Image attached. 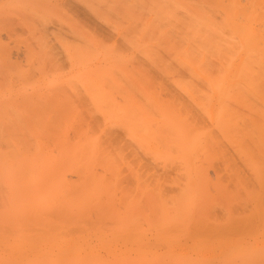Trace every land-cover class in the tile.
I'll list each match as a JSON object with an SVG mask.
<instances>
[{
    "label": "bare ground",
    "instance_id": "bare-ground-1",
    "mask_svg": "<svg viewBox=\"0 0 264 264\" xmlns=\"http://www.w3.org/2000/svg\"><path fill=\"white\" fill-rule=\"evenodd\" d=\"M148 59L172 70L165 77L156 69L157 88L181 100L187 122L140 121L146 133L134 138L142 147L133 157L140 175L127 168L122 179L124 154L113 147L123 135L109 127L94 137L101 123L92 106L106 99L102 84L76 90L74 81L70 112L67 88L44 73L117 60H138L141 70L138 62ZM137 70L128 86L145 73ZM29 79L31 95L23 94ZM68 117L73 129L64 125ZM34 126L40 130L31 132ZM159 140H178L175 165L153 160ZM46 141L69 153L55 150L43 166ZM138 176L147 187L133 199ZM149 179L157 183L150 187ZM141 216L151 238L136 223ZM132 222L144 237L129 233ZM0 264H264V0H0Z\"/></svg>",
    "mask_w": 264,
    "mask_h": 264
},
{
    "label": "rangeland",
    "instance_id": "rangeland-1",
    "mask_svg": "<svg viewBox=\"0 0 264 264\" xmlns=\"http://www.w3.org/2000/svg\"><path fill=\"white\" fill-rule=\"evenodd\" d=\"M155 57H156V55H155ZM142 60V59H141ZM136 61V62H135ZM137 61L138 60H132V61H125V62H119L118 60L115 62H112V63H109V64H106V65H103L102 67H100V68H95V67H93V66H90V65H87V64H77V65H70V64H65V66H64V64L63 65H61V67L58 69L57 68V70H55L54 68H51V69H54L53 71L51 70V69H48V72H47V70H45V73L44 74H48V76H49V80L48 79H46V81L48 80L50 83L55 79V77L56 78H58L59 79V81L60 82H62L63 84L61 85V86H64V88L66 87L67 88V90H68V92L67 93H69L70 94V97H69V99H68V94H66L65 93V91H67L66 89H64L63 90V93H62V99H63V103L66 105V107H67V109L65 110V111H69V109L71 110L70 112H72V109L70 108V106H69V104H70V102H71V95H72V92L73 91H76L77 89H80V86H81V89L83 88V86H82V84L83 83H87V84H89V82L90 83H97V84H102V87H103V89H104V94H105V92H107L106 94H105V96H106V99H107V95H108V97H110V99L112 98L111 97V95L112 94H117L118 92V94L121 96V97H119V95H116V97L117 98H119V99H117L115 96H114V98H112L111 100L108 98L107 99V101H105L106 103H103L104 101L103 100H106L105 99V97L104 98H102V97H100L99 98V100H102V103L103 104H105V106L108 108V109H110V111L108 112V110H104L103 111V107H104V105H102V103L100 102V104L99 103H97V105L96 104H93V110H92V114L94 113H96L94 116L96 117V118H99L98 120V122L99 123H97L96 125H98V124H100V126L102 125V127H100V126H97V128H99V129H97L96 128V130L98 131V133H96L95 135H94V137H98V135L99 136H101L102 134V132L106 129V128H111L112 129V131L114 130L115 131V133H117V131H118V138L121 136V135H123V136H121L118 140H120V142L119 141H117V143H118V145H119V150H118V148L116 149V147L114 146H112L113 148H115V150H117L118 152H120V154H124L123 156H122V159H121V157L119 158L118 157V159H120V160H118V162L121 164V166L119 167L118 165V171H119V176L121 175V178L123 179V175L124 174H126V173H128L129 172V170L130 169H132V171L133 172H135V173H137L138 171H140V167H139V164H138V161H137V156H135L136 158H133L134 157V155L135 154H138V156L140 155V153L139 152H141V150L139 151V148L141 149V145H139L138 144V142H135V137H136V139L137 140H139L140 139V137H141V135L143 134V132H145L146 133V131H145V129L143 130L142 129V127H140L141 128V130H139L140 128H139V126H142V125H144L143 126V128L146 126V124L144 123L145 121H150V123L149 124H151V123H153V124H155L156 123V121H159V119L161 120V121H171V119L170 118H168V116H173V117H184V118H182L184 121H186L187 122V114H186V112L184 111V107H183V105L181 104V100H174V102H173V100L171 101V100H169L168 98L169 97H167V96H165L164 94H162V93H160V91H159V89L157 88L158 87V84H159V82H161V79L160 78H162L161 76H162V74H159L158 75V73H157V70H158V72L160 73L161 71L163 72V71H165L166 70V72H165V74H167L165 77H169V76H173L174 74L172 73V70L171 69H169V67H168V65L167 64H165V62H164V64L163 63H161V62H159V61H157V62H154V64L153 65H150L151 64V62H149V59L147 60L148 61V63H149V65H146L145 63V66L143 65V62H141V63H139L138 62V64L140 65V64H142V69L140 70L137 66ZM147 61H146V63H147ZM134 62V63H133ZM132 63H133V65H132ZM136 63V64H135ZM67 65V66H66ZM121 65V66H120ZM130 66V67H128V66ZM64 66V67H63ZM131 66H132V69L130 70V68H131ZM143 66L144 67H146L147 68V66H148V69H149V67H151V66H153V67H151L152 68V70H153V68L155 67V71L156 72H154V73H156L157 74V76H155V77H157L158 78V76H160V78H158V79H156L155 80V78H154V75L152 76L154 79H152L151 78V74H153L152 72V70H150L149 72H151V74L150 75H148V72H147V70H144L145 68H143ZM160 68V70H159V68ZM167 66V67H166ZM90 67V68H89ZM123 67H124V69H123ZM127 67L129 68V71L127 72ZM136 67V68H135ZM61 68H62V70H61ZM66 68V69H65ZM68 68V69H67ZM164 68V69H163ZM38 69V68H37ZM117 69H118V71H117ZM123 69V70H122ZM133 69H139V70H137V71H139V72H145V73H139V74H136V76H140L138 79H134L135 81H136V83H133L134 85H132L131 83V85L132 86H128V84H127V82H131V79L130 80H128L129 78H132L131 77V74H132V72H134L133 71ZM157 69V70H156ZM39 70V69H38ZM38 70H35V71H37L38 73H39V71ZM79 70V71H78ZM118 72V76H117V72ZM144 70V71H143ZM86 72V74L87 75H85L84 73H82V72ZM113 71L116 73L115 75L117 76H115L114 74H111V73H113ZM124 73L125 75H126V77L124 76V77H122L123 76V74H121V73ZM126 72V73H125ZM169 73V74H168ZM146 74V75H145ZM171 74V75H170ZM85 75V76H84ZM122 77V78H120V76ZM148 75V76H147ZM98 76V77H97ZM102 77L103 79H105V78H107V79H111V80H105L106 81V83H105V81H103V79L102 78H99V77ZM127 76H129L128 78H127ZM163 76V77H164ZM119 77V78H118ZM125 78H127L126 80H125ZM147 78V79H146ZM150 78V83H151V80H153V82L154 81H156V82H154V85H155V83H156V86H154L153 85V83L152 84H150L149 82H148V79ZM88 81H87V80ZM99 79H101V80H99ZM120 79H124V86L126 87V84H127V88H129V89H127V88H125L124 86H123V84H120L121 82H120ZM85 80H86V82H85ZM121 80V81H122ZM47 81V82H48ZM77 82L76 84H77V87H78V85H79V87L78 88H76V90H75V88H73L74 87V85H76V84H73V83H75V82ZM73 84V85H71V83ZM104 82V83H103ZM107 82H109V83H107ZM123 82V81H122ZM105 84H106V86H107V88H106V86H105ZM109 84H111V87H113V88H115L116 89V91L118 90V92L116 93V92H114V91H110V89L108 88V86H109ZM31 85H32V82H31V80L29 79V81H28V84L26 83L25 84V86L22 88V93L24 94H28V95H31V90L29 89V88H31ZM117 85H119V86H122V89H120L121 87H119V86H117ZM144 85V86H143ZM131 88V89H130ZM109 89V90H108ZM125 89H127V91H128V93H130L131 95L132 94H134V95H130V94H128L127 93V91H125ZM107 90V91H106ZM129 90H130V92H129ZM133 90V92H131ZM138 90V91H137ZM110 91V92H109ZM123 91V92H122ZM112 92H114V93H112ZM126 92V93H125ZM151 92V94L149 95V93ZM108 93H111V94H108ZM143 93V94H142ZM204 93V92H203ZM202 93V94H203ZM206 91H205V94H204V96H205V98H202V99H206ZM104 94H103V96H104ZM126 94H128V96H126ZM200 94V93H199ZM149 95V96H148ZM198 95V94H197ZM196 95V98H197V101L198 102H200L201 100L199 99V98H201L200 97V95H198L197 96ZM130 96V97H129ZM141 97V98H140ZM136 99L135 101H133L134 99ZM139 98V99H138ZM110 100V101H109ZM113 100V101H112ZM121 103V100H122V102L125 104V106L127 105V107H124L123 106V104L121 105V107H122V110H124L123 112L121 111V113H117L118 111H119V109H120V105H119V102ZM112 101V102H111ZM124 101H126V102H124ZM206 101H208V99L206 100ZM110 102V103H109ZM115 102V103H114ZM135 102V103H134ZM109 103V104H108ZM127 103V104H126ZM201 103H204L205 104V102H203V100L201 101ZM209 103V101L205 104V105H207ZM64 104H63V108L65 109V106H64ZM98 104L99 105H102V106H98ZM111 104V105H110ZM113 104V105H112ZM117 104V105H116ZM128 104H130L129 106V110H131V111H128L127 109H128ZM160 105H161V107H162V110H160L161 109V107H160ZM68 106H69V108H68ZM95 106V107H94ZM98 106V107H97ZM110 106H114V107H110ZM218 105H215L214 107L213 106H207V114H209V111H210V108L211 109H213L215 112L216 111H218V107H217ZM97 107V111H96V108ZM105 107V109H107ZM176 107V108H175ZM216 107V108H215ZM112 108H114V110L112 109ZM124 108H127V109H124ZM131 108V109H130ZM177 108H178V110H177ZM215 108V109H214ZM63 109V110H64ZM99 109H101V110H99ZM174 109H175V111H174ZM113 110V111H112ZM140 110V111H139ZM172 110V111H171ZM64 111V112H65ZM102 111V112H101ZM112 111V112H111ZM126 111V112H125ZM158 111H160L161 113H163V114H161V116H159V112ZM106 114V118L108 119H106V118H103V116H104V113ZM140 112H143V113H141L140 114ZM175 112V113H174ZM111 113V114H110ZM124 113H128L127 115L126 114H124ZM178 113V114H177ZM71 114V113H70ZM73 114V113H72ZM72 114L70 115V116H72ZM131 114V116L132 115H134V116H132L131 118H130V115ZM137 114V115H136ZM147 114V115H146ZM98 115V116H97ZM118 115V116H117ZM126 116V117H124V116ZM140 115H142V116H140ZM162 115L163 116H165V117H163L162 118ZM178 115V116H177ZM120 116V117H119ZM137 116V117H136ZM67 118V117H66ZM69 118V117H68ZM119 118H120V120H119ZM125 118H126V121H124V122H121V121H123V119L125 120ZM131 120H130V119ZM133 118V119H132ZM145 118V119H144ZM148 118V119H147ZM159 118V119H158ZM65 119V118H64ZM63 119V120H64ZM106 119V120H105ZM138 119H140V120H138ZM68 120V119H67ZM67 120H64V122L65 121H67ZM134 120V121H133ZM136 120L137 121H139L138 123L136 122ZM144 121L143 122V124H142V122H140V121ZM69 121H71L70 120V118H69ZM110 121V122H109ZM128 121H131V123L130 122H128ZM133 121V122H132ZM63 122V123H64ZM190 122V121H189ZM70 123V124H69ZM68 123V121L66 122V123H64V125H66V129L68 128V129H73V127H75V121L74 120H72L71 122H69ZM127 124V127H126V124ZM134 123H135V126H134ZM68 124V125H67ZM131 124V125H130ZM141 124V125H140ZM148 124V125H149ZM152 124V125H153ZM72 125V126H71ZM106 126L107 125V127H104V126ZM121 125V126H120ZM128 125H130V127L128 126ZM137 125V126H136ZM117 126V127H116ZM120 126V127H119ZM124 126V127H123ZM134 126V128H132V127ZM37 127H39L40 128V126H34V127H32V128H30V131L32 132V130L31 129H36L37 131L38 130H40L39 128H37ZM116 127V128H115ZM127 128V129H125V131H124V128ZM129 127V128H128ZM115 128V129H114ZM130 128H131V130L132 131H134L135 129V131H134V133L130 130ZM137 128H138V130L139 131H137ZM103 129V130H102ZM129 129V130H128ZM117 130V131H116ZM100 131H102L101 133H99ZM131 133H130V132ZM143 131V132H142ZM71 130L70 131H68V132H66V133H70L71 134ZM127 132H129V134L127 133ZM139 132V133H138ZM142 132V133H141ZM151 132V131H150ZM126 133H127V135L129 136H126ZM140 133H141V135H140ZM131 134V135H130ZM132 134H135L136 136H132ZM125 136L127 137V139L125 138ZM138 137V138H137ZM123 138V139H122ZM131 141H130V140ZM33 140V139H32ZM124 140V142L125 141H127L128 143H127V146L129 147H127V149H125V147H124V142L122 143V141ZM173 140V139H172ZM171 140V141H172ZM174 140H176V139H174ZM174 140L172 141V142H174ZM51 142V141H50ZM49 142V143H50ZM170 142V141H169ZM169 142L168 143H166V142H164L163 143V141L161 140H159V142H156L155 143V146H156V151H157V154H155V156H153V160H155L156 161V164H161V165H163V164H166L167 165V163H170V164H172V165H175V161H176V159H179V151L178 152H176L175 151V148L176 149H179V147H178V140L177 141H175V142H177V143H175V145L174 146H176V147H174L173 146V144L172 143H170L169 144ZM46 143L48 144L47 145V147H45V158H47V161L45 162V164L43 165V166H46V165H48V158L49 157H51L53 154L54 155H56L57 153H55V150L56 151H58V152H62V153H66V154H68L69 153V149H64L63 147L62 148H59V150H58V148H54V146L53 145H51L50 144V147H49V143L46 141ZM116 143V144H117ZM131 143L133 144V145H131ZM120 144H122L121 145V147L123 148V149H121L120 150ZM63 145V144H62ZM130 145V146H129ZM132 146V147H131ZM166 146H170L171 148H169L171 151H169V149L166 147ZM134 147V148H133ZM166 147V148H165ZM178 147V148H177ZM109 149V148H107V149H109V150H111L112 151V153H115V154H118V152H113L114 151V149ZM133 148V149H132ZM172 148H174V150L172 149ZM132 149V152L130 151ZM134 149H136V153H135V151H134ZM104 150V149H103ZM124 150V151H123ZM137 150H138V152H137ZM175 151V152H173V151ZM123 152V153H122ZM129 152V153H128ZM47 153V154H46ZM131 153H132V155H131ZM170 153H171V155H173V156H171L170 155ZM177 153V154H176ZM119 154V155H120ZM130 154V155H129ZM165 154V155H164ZM168 154H169V156H168ZM176 154V155H175ZM126 155V156H125ZM128 155V156H127ZM161 156H162V158H161ZM165 158H164V157ZM175 156V157H174ZM129 159H128V158ZM101 158V157H100ZM99 158V159H100ZM128 160H127V159ZM130 158H133V159H130ZM157 158H159V159H157ZM167 158V159H166ZM171 159V160H170ZM100 161H103L102 159H100L99 161L97 160V165H99L101 162ZM131 161V162H130ZM166 161V163H164ZM134 162V163H133ZM99 163V164H98ZM118 163V164H119ZM125 163H127V164H125ZM103 164H104V162H103ZM102 163L100 164V165H103ZM117 164V163H116ZM119 164V165H120ZM138 164V165H137ZM159 164V165H160ZM99 165V166H100ZM129 165V166H128ZM131 165V166H130ZM169 166V165H168ZM127 168L129 169L128 171H126L127 170ZM149 168H150V164H149ZM138 171H137V170ZM98 170H100V168L98 169ZM143 170H145L146 172H147V170H149L146 166H144L143 167ZM124 171V172H123ZM137 171V172H136ZM123 172V173H122ZM149 172L151 173L152 171H150L149 170ZM138 174V173H137ZM138 175H140V172H139V174ZM174 175V174H173ZM108 176H110V175H108L107 174V178H108ZM111 177V176H110ZM138 178H139V180L141 179L139 176H138ZM143 178V177H142ZM177 178V177H176ZM125 179V178H124ZM162 179V178H161ZM161 179H160V181H158V182H163L164 181V179H162V181H161ZM173 179H175V177L173 176ZM178 179V178H177ZM177 179H175V181H176V183H177ZM137 178H136V184H135V181H134V184L132 183V184H130L131 186L132 185H134L133 187H134V189H135V195L133 194V192H131V190L132 191H134V189H131V187H130V185L128 186V187H130V189H128L127 188V190H128V192H127V194H129V198H131L132 197V194L134 195L132 198L134 199V197H135V199H137V198H139L138 196H139V192L138 191H140L138 188H140V187H142V189H145L146 187H147V185L145 186V183H146V181L144 180V178L142 179V180H140L139 181ZM144 180V181H143ZM155 180V182L157 183V181H156V179H149V181H148V184H151L153 181ZM108 181V180H107ZM106 181V182H107ZM122 181H124V180H122ZM152 181V182H151ZM127 182V181H126ZM126 182L124 181V183L126 184ZM138 182V183H137ZM145 182V183H144ZM142 183V184H141ZM144 183V184H143ZM156 183H154L153 185H155ZM107 184H108V182H107ZM122 184V185H121ZM121 184H119L118 183V187L120 188V185L121 186H123V183H121ZM124 184V185H125ZM147 184V183H146ZM110 184H108V186H109ZM127 185V184H126ZM125 185V186H126ZM153 185L151 184V186L150 187H153ZM125 186H123V187H125ZM136 186H137V188H136ZM109 187H111V186H109ZM110 189H112V188H110ZM141 189V188H140ZM141 189V190H142ZM141 192V191H140ZM137 193H138V195H137ZM142 216H141V222H140V220L137 218V220H136V223L140 226V228H142L143 229V227H144V233H148L147 231H150V230H147L148 229V224H146V223H144L145 221H144V219H143V223H142ZM133 222H135V221H133ZM132 222V223H133ZM131 223V224H132ZM134 224V223H133ZM132 224V225H133ZM130 225L131 226V228H133V231H129V233L131 234V235H133L132 233H134L135 232V234L134 235H136V232L137 231H140L141 233H143L142 232V229H140L139 228V226L138 225ZM144 225H146V226H144ZM129 226V227H130ZM137 227V229H136V227ZM130 228V229H131ZM136 230H135V229ZM147 228V229H146ZM132 230V229H131ZM151 232V231H150ZM148 233V234H145L144 235V233L142 234V236L144 235V236H146V238L148 237V238H151V236L153 235V234H151V233ZM128 233V234H129ZM129 234V235H130ZM139 234V238L140 237H142L141 236V234L140 233H138ZM128 235V236H129ZM130 235V236H131ZM143 236V237H144ZM142 237V238H143ZM141 239V238H140ZM152 241H154V239H152Z\"/></svg>",
    "mask_w": 264,
    "mask_h": 264
}]
</instances>
